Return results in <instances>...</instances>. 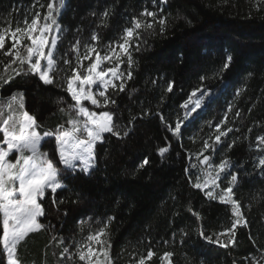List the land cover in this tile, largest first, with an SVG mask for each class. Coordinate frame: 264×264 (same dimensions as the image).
<instances>
[{"label": "trees", "instance_id": "trees-1", "mask_svg": "<svg viewBox=\"0 0 264 264\" xmlns=\"http://www.w3.org/2000/svg\"><path fill=\"white\" fill-rule=\"evenodd\" d=\"M47 2L0 0V28L14 30L18 22L24 27V20L30 23L36 11L43 17ZM105 10L107 18L102 17ZM145 10L167 17L168 25L163 33L159 25L154 31L140 30V50L130 49L135 62L132 79L126 81L124 92H108L117 104L96 109L87 101L83 103L97 112H113L116 122L125 126L132 115L139 117L144 110L152 115L138 118L123 139L104 134L103 143L96 146L92 174H69L67 187L55 194L56 207L53 196L47 195L41 202L46 215L40 222L54 227L32 233L18 245L21 264H67L66 256H60L62 247L72 252L86 228L98 231L105 226L112 264H136L149 249L155 253L151 264H249L250 258L261 257L264 171L258 164L264 158V145H259L257 138L264 137V0H64L57 16L63 30L55 50L59 75H71L64 59L76 66L71 46L77 39L81 48L83 43L93 42L95 32L99 40L94 44L100 49L132 27L134 17L142 19L140 13ZM12 42L9 33L5 49ZM228 55L232 56L230 67L221 73ZM8 59L0 53V61ZM123 66L126 72L127 63ZM10 74L11 69L5 72L0 64V76L6 79ZM202 76L207 77L203 88L211 95L204 98L205 106L185 123L181 134L173 136L156 113H162L174 127L177 116L184 114L181 103L201 88ZM169 81L175 82L171 93L164 90ZM58 84L59 80L57 85H44L32 75H21L8 84L0 80V105H5V116L8 98L22 92L24 109L16 108L34 116L41 133L58 125L67 128L69 117L59 108L74 101L66 85L61 88ZM237 89H242L239 96ZM61 98L62 103H58ZM229 105H233L231 111ZM225 116L227 122L221 128L233 131L221 137L208 154L212 159L230 160V172L238 173L233 198L239 201L247 225L235 229L233 245L221 247L201 240L198 231L202 228L211 235L231 227L232 205L210 200L192 184L197 170L204 167L194 155ZM161 147L168 148L163 156L158 153ZM55 148L54 137L47 138L41 152L58 159ZM145 157L149 164L139 168ZM189 208L199 213V220ZM182 231L187 235L182 236ZM53 236L63 239V246L57 247ZM166 252L173 255L161 259ZM0 261L6 262L2 244Z\"/></svg>", "mask_w": 264, "mask_h": 264}, {"label": "snow or ice", "instance_id": "snow-or-ice-1", "mask_svg": "<svg viewBox=\"0 0 264 264\" xmlns=\"http://www.w3.org/2000/svg\"><path fill=\"white\" fill-rule=\"evenodd\" d=\"M165 2L166 0H160V3ZM63 6L64 0H59L58 4L55 0H49L46 4L47 12L43 17L40 11H36L30 23L27 19L24 20V27H21L18 22L14 30L11 27L0 28V53L9 58L6 62L0 61V64H3L5 72L9 69L12 72L6 79L0 76L4 84H8L21 75L38 76L44 85H57L59 80L58 86L65 88L66 85L65 90L74 101V104H69L67 108H59L61 113H67L69 117L66 122L68 127L58 125L54 130L43 133L38 131L41 125L34 116L26 110L19 112L14 108V105H18L20 110L24 109L22 92L14 93L8 98L6 116L5 105H0V133L3 137L0 140V225H2L0 244L6 253V262L0 261V264H21L17 255L18 245L30 234L42 230L47 231L54 227L51 224L46 227L40 222V218L46 215L41 202L47 198L48 194H51L52 204L56 207L55 194L58 190L67 187L66 180L69 174L75 175L77 172L85 175L92 174L96 162V146L98 143H103L104 134L108 133L117 139H123L130 134V129L138 118L152 115L149 110H144L139 117L132 115L125 126L116 122L113 112H97L86 107L83 102H89L96 109L106 108L109 105L115 106L117 101L111 98L108 92L110 89L124 92L126 81L132 79L131 69L135 62L130 49L135 47L136 51L140 50V30L154 31L159 25V32L163 33L168 25V18L162 14L158 17L153 11L141 12V17L151 19L142 20L134 17L132 27L125 28L122 33L123 42L115 46L110 45L103 54L97 49L96 44L85 42L84 54L80 55L81 41L77 39L76 43L71 46V50L76 53V66L73 67L71 61L64 59L63 63L68 66L71 75L60 76L57 71L55 50L61 28L57 16ZM92 14L95 15V13ZM108 16L109 12L105 10L102 17L107 18ZM54 29L57 32L55 36L51 35ZM9 33L13 42L11 47L5 49L6 35ZM25 40L29 43H25ZM91 40L93 42L99 40L95 32ZM93 56L95 59H92ZM122 57L127 59L128 70L126 72L121 68L125 63ZM84 61H89L87 67L84 66ZM231 61L232 56L228 55L220 69L221 73L230 67ZM105 63L111 66L105 68L103 67ZM206 78L202 76L200 78L201 88L194 89L188 99L181 103L180 108L184 110V114L182 117L177 116L174 127L168 123L162 113H156L173 136H179L185 123L205 106L204 98L211 95L209 90L203 88V81ZM116 81H119V84L115 83ZM151 83L155 85L157 81L153 80ZM174 86L175 82L169 81L164 90L171 93ZM241 91L242 89H237L236 95L239 96ZM197 93L200 95L198 96ZM58 103H62V98ZM232 107L233 105H229L228 110L231 111ZM236 115L239 116L240 113L237 112ZM226 122L227 116L215 126V132L218 134L215 135L214 141L205 140L201 151L196 154L199 165L204 166L201 168L203 182L200 176H197L196 182L192 184L194 188L205 192L210 200L219 198L222 203L232 205L234 219L231 227L211 235L206 234L202 228L198 231V237L201 240L209 244H219L221 247L233 245L236 237L235 229L240 225H247V219L241 212L239 201L233 198L234 185L238 182L239 176L236 172H230L231 161L225 158L221 159L218 164H214L212 157L204 154L210 150L214 151L215 145L221 142V137L233 131L231 128H221V124H226ZM52 137L56 142L55 153L58 159L51 158L47 152H41L42 142ZM257 140L259 145H264V137H258ZM231 147L232 145H229V148ZM167 151V147L158 149L161 156ZM12 155H15L14 161L11 159ZM148 164L149 159L145 157L138 167L144 168ZM258 166L264 171V158L259 159ZM222 174L229 176L228 185L223 188L218 183ZM217 188L220 189L218 193L215 192ZM205 189L208 190L205 191ZM188 211L198 220L200 219L199 213L191 208ZM181 234L182 236L187 235L183 231ZM107 235L106 226L100 228L87 236V244L77 242L75 253L70 252L66 246L62 247L60 256L61 258L66 256L69 261L78 257V260L85 264H112ZM52 239L56 241L57 247L63 246V239L57 240L56 236ZM93 243L97 245V248L92 247ZM154 255L155 253L149 249L147 256H141L136 264H145L146 260H151ZM172 255L173 253L166 252L161 259ZM249 264H264V249L261 250L260 259L252 258Z\"/></svg>", "mask_w": 264, "mask_h": 264}, {"label": "rangeland", "instance_id": "rangeland-1", "mask_svg": "<svg viewBox=\"0 0 264 264\" xmlns=\"http://www.w3.org/2000/svg\"><path fill=\"white\" fill-rule=\"evenodd\" d=\"M143 19H145V17H143L142 18V20ZM62 33H63V30L60 28V32H59V37H61V35H62ZM51 35H53V36H55V35H57V32H56V30L54 29L53 30V32H52V34ZM122 36V35H121ZM121 36L116 40V41H114V42H110V43H107L105 46H103V47H101L100 49H98V50H100L101 51V53L103 54L104 52H106L107 51V49L109 48V46L110 45H112V46H115L117 43H119V42H123L122 40H121ZM87 43H89V44H94V42H87ZM83 45H84V43H83ZM118 50V49H117ZM84 51H85V49H84V46H82L81 48H80V55H83L84 54ZM124 60H125V63L123 64V65H125L127 62V59H126V57H122ZM92 59H95V56H93L92 57ZM89 63V61H84V66L85 67H87V64ZM75 65H76V53H75ZM121 66V68H122V70H126V67H124V66ZM111 65H109V64H107V63H105L104 65H103V67H105V68H107V67H110ZM115 83H119V81H116ZM17 107V105H14V108H16ZM16 110H17V108H16ZM18 111V110H17ZM39 131V130H38ZM2 134V133H1ZM216 134H218V133H214V135L213 136H211V137H209L208 139H205V140H209L210 142H213L214 141V139H215V135ZM3 138V137H2ZM204 140V141H205ZM205 155H209L208 154V152H205L204 153ZM194 158H195V160L197 159V157H196V155H194ZM202 158V157H201ZM11 159L14 161L15 160V155H12L11 156ZM221 157L220 158H218V159H213V163L214 164H218L220 161H221ZM195 163V162H194ZM197 174H196V176H195V178H197V176H200V178H201V182H203V175H202V173H201V168L200 169H198L197 170ZM213 174H215V173H213ZM218 183H220V185H221V188H223V187H226L227 185H228V180H227V177L225 176V175H221V178H220V180L218 181ZM208 189H205V191H207ZM215 192L216 193H218V192H220V189L219 188H217L216 190H215ZM205 193V192H204ZM215 194V193H214ZM217 199H219V198H217ZM87 230L86 231H84L83 232V234H82V236L78 239V241L77 242H79V243H81V244H87L88 242H87V236L89 235V234H91V233H94V232H96L95 230H91V229H89V228H86ZM76 242V243H77ZM76 243L74 244V247L72 248V253H75L76 252ZM219 245V244H218ZM3 247V246H2ZM92 247L93 248H97V245H95L94 243L92 244ZM5 255H6V253H5ZM252 258H255V259H257V257H252ZM252 258H250V260L252 259ZM93 260H95V257H93ZM101 260H103V257L101 256ZM258 260V259H257ZM250 262V261H249ZM65 263H67V264H85V262H81V261H79L78 260V257H76L73 261H69V260H67V257H66V261H65ZM145 264H151V260H146V262H145Z\"/></svg>", "mask_w": 264, "mask_h": 264}]
</instances>
